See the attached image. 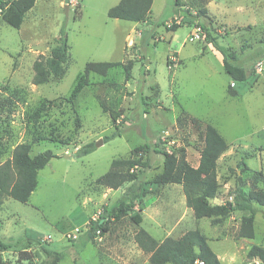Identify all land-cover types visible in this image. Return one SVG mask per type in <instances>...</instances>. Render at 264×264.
Returning <instances> with one entry per match:
<instances>
[{"label": "rangeland", "instance_id": "obj_1", "mask_svg": "<svg viewBox=\"0 0 264 264\" xmlns=\"http://www.w3.org/2000/svg\"><path fill=\"white\" fill-rule=\"evenodd\" d=\"M72 1L66 6L65 0H36L20 29L0 10V163L24 142L32 144V156L46 150L57 154L39 172L28 202L8 197L0 206V240L7 246L0 248V260L50 263L53 256L40 238L61 253L58 264H151V254L135 240L143 227L158 241L199 229L222 264L252 263L250 247L264 246V206L254 204L255 237H242L241 222L249 211L197 219L182 184L154 180L163 171L165 150L180 163L199 165L204 141L195 117L202 125L213 124L229 144L218 160L220 189L212 203L231 201L239 187L264 188L256 178L258 171L264 173V0H180L178 5L154 0L150 23L109 17L120 0ZM63 25L71 54L65 73L36 85L34 62L59 44ZM174 25L180 27L170 29ZM210 37L256 74L234 83ZM90 61L130 62L131 77L122 65L104 76L91 72L89 85L68 101ZM103 106L119 114L117 121ZM99 140L103 144L97 146ZM89 143L95 148L79 156ZM115 159L147 160L148 166L137 165L139 180L113 189L97 180ZM140 181L147 182V191L134 208L82 245L80 236L104 209ZM136 213L143 216L140 224L132 217Z\"/></svg>", "mask_w": 264, "mask_h": 264}, {"label": "trees", "instance_id": "obj_2", "mask_svg": "<svg viewBox=\"0 0 264 264\" xmlns=\"http://www.w3.org/2000/svg\"><path fill=\"white\" fill-rule=\"evenodd\" d=\"M153 2L154 0H120L118 4L108 10V16L134 22H145L151 17ZM176 3L178 5L180 0H176ZM35 4L36 0H0V10L3 19L8 24L20 29L26 13ZM179 27V25H174L170 29L176 30ZM207 35L210 36V33L207 32ZM210 42L222 54L224 69L234 83L245 81L256 74L255 68L250 67V70H247L242 65L237 64V53L220 44L216 37H210ZM69 50L67 30L63 25L60 29L59 44L51 50L48 57L41 55L35 60L33 83L41 85L49 82L52 76L63 77L65 64H68L71 58ZM262 58H264V53ZM120 65L125 69L126 78L130 79L132 74L130 62L128 64L121 61L88 62L84 71L78 76L68 101L73 102L84 87L89 85L91 72L104 76L108 74L110 69ZM229 93L232 96L237 95L235 90H230ZM103 108L110 112L114 121H117L119 114L109 110L106 106ZM192 121L201 129L200 134L204 141L199 165L194 167L187 161L180 163L174 152L165 150L161 152L164 155L163 171L155 178L154 182L158 185L182 184L187 206L193 210L197 219L214 217L217 220L228 216L235 210L249 211L250 215L242 219L240 236L254 238L256 215L254 204L264 206V188L244 191L239 187L231 201H226L224 204L212 203V200L217 198L220 189L217 176L218 160L228 149L229 144L210 122L202 125V122L195 117L192 118ZM118 134L119 132L116 131L112 135L106 136L105 139L110 140ZM146 147L148 149L146 152H150L149 146ZM94 148V143L86 144L79 150V156L87 155ZM31 151V143H19L14 147L11 156L0 163V206L8 197L23 203L28 202L38 186L39 172L51 159L57 157V154L52 150H46L34 156L31 155ZM137 165L146 167L148 161L115 159L112 161L109 171L99 177L97 182L113 189L119 188L127 181L136 182L142 172L141 169L136 168ZM124 167H127L128 170L123 171ZM256 175V178L262 180L264 184V173L258 171ZM146 191L147 182L140 181L138 185L129 188L114 206L105 208L103 215L80 236L82 245L93 240L98 230L102 233L109 231V222L113 218L119 219L125 216L134 208ZM132 217L138 224L143 220L140 213H136ZM135 240L145 252L151 254V264H196L197 260H202L205 264H222L218 255L211 248L207 236L199 229L189 230L180 238L168 236L162 241H158L146 229L140 227L135 234ZM37 241L48 255L53 256L52 261L48 264H58L62 256L61 253L49 248L40 238H37ZM6 247L0 240V248L5 249ZM247 257L249 259L260 258L264 261V246L252 245L247 252ZM0 264H3L2 260H0Z\"/></svg>", "mask_w": 264, "mask_h": 264}, {"label": "built area", "instance_id": "obj_3", "mask_svg": "<svg viewBox=\"0 0 264 264\" xmlns=\"http://www.w3.org/2000/svg\"><path fill=\"white\" fill-rule=\"evenodd\" d=\"M197 37H199V34H197ZM97 232H101V231L98 230ZM196 264H205V262L202 260H197ZM250 264H264V261H262L260 258H253V261Z\"/></svg>", "mask_w": 264, "mask_h": 264}, {"label": "crops", "instance_id": "obj_4", "mask_svg": "<svg viewBox=\"0 0 264 264\" xmlns=\"http://www.w3.org/2000/svg\"><path fill=\"white\" fill-rule=\"evenodd\" d=\"M120 2V1H119ZM118 2V3H119ZM70 3L72 4L73 3V1L72 0H70ZM117 3V4H118ZM154 3V2H153ZM153 7V6H152ZM33 9V8H32ZM28 13V12H27ZM152 13V12H151ZM116 19V18H115ZM151 19H152V15H151V17L147 20V21H145L146 23H150L151 22ZM123 20V19H122ZM134 22V21H133ZM145 22H138V23H145ZM140 33V32H139ZM139 33H137V34H139ZM134 41V40H133ZM199 163H200V161H199ZM219 204V203H218ZM188 207V206H187ZM189 208V207H188ZM208 241H209V239H208ZM210 244V243H209ZM222 263V262H221Z\"/></svg>", "mask_w": 264, "mask_h": 264}, {"label": "water", "instance_id": "obj_5", "mask_svg": "<svg viewBox=\"0 0 264 264\" xmlns=\"http://www.w3.org/2000/svg\"><path fill=\"white\" fill-rule=\"evenodd\" d=\"M65 4L66 6H68L70 4V0H65ZM101 144H103V140H99V142L96 145L100 146Z\"/></svg>", "mask_w": 264, "mask_h": 264}]
</instances>
